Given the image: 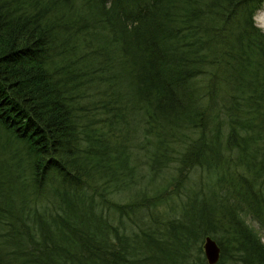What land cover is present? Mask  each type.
Returning a JSON list of instances; mask_svg holds the SVG:
<instances>
[{
    "label": "trees",
    "instance_id": "obj_1",
    "mask_svg": "<svg viewBox=\"0 0 264 264\" xmlns=\"http://www.w3.org/2000/svg\"><path fill=\"white\" fill-rule=\"evenodd\" d=\"M264 0H0V264H264Z\"/></svg>",
    "mask_w": 264,
    "mask_h": 264
},
{
    "label": "water",
    "instance_id": "obj_2",
    "mask_svg": "<svg viewBox=\"0 0 264 264\" xmlns=\"http://www.w3.org/2000/svg\"><path fill=\"white\" fill-rule=\"evenodd\" d=\"M202 249L204 257L208 264H215L218 261L220 255V248L216 241L209 235H206L204 237Z\"/></svg>",
    "mask_w": 264,
    "mask_h": 264
},
{
    "label": "rangeland",
    "instance_id": "obj_3",
    "mask_svg": "<svg viewBox=\"0 0 264 264\" xmlns=\"http://www.w3.org/2000/svg\"><path fill=\"white\" fill-rule=\"evenodd\" d=\"M253 20L256 26L259 27L262 31H264V2L262 4V7L253 16ZM247 219L249 224L252 226L253 230H255L260 239L264 241V230L259 228L258 225L252 219Z\"/></svg>",
    "mask_w": 264,
    "mask_h": 264
}]
</instances>
